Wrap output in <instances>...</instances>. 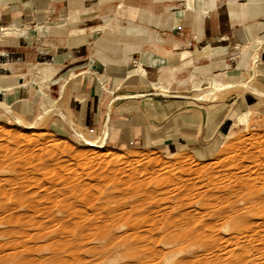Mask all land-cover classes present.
Here are the masks:
<instances>
[{
  "label": "crops",
  "instance_id": "crops-1",
  "mask_svg": "<svg viewBox=\"0 0 264 264\" xmlns=\"http://www.w3.org/2000/svg\"><path fill=\"white\" fill-rule=\"evenodd\" d=\"M252 77L264 84V0H0L2 117L49 110L56 131H74L66 116L113 146L199 150L230 124L224 107L154 84L213 94Z\"/></svg>",
  "mask_w": 264,
  "mask_h": 264
},
{
  "label": "rangeland",
  "instance_id": "rangeland-1",
  "mask_svg": "<svg viewBox=\"0 0 264 264\" xmlns=\"http://www.w3.org/2000/svg\"><path fill=\"white\" fill-rule=\"evenodd\" d=\"M31 68L28 70L29 74L27 73V77H35V79L41 80L40 76L34 74L37 68ZM42 70L46 73L47 69L46 67H42ZM154 88L155 92L164 93L158 95H164L167 98L180 96L190 102L189 104L192 106L197 104L200 106L214 107L216 104H221L224 107L222 114L223 116L230 117V124L224 127L221 134L209 141L208 147L199 150L198 147L183 148L170 152L157 148L138 149L110 145L107 143L108 129L103 133H88L83 130H78L66 116L63 117L64 120L73 127L74 131L72 133H68L66 130L56 131L50 126L49 121L52 113L49 110L46 114L43 113L32 120L22 119L10 111L9 114L11 117L6 118L0 116V188L4 185V181L10 177L13 180H21L24 176L28 175L32 176L34 174L38 176L36 183L34 182V185L32 183L29 187L21 189L17 184L9 182L10 184H8L10 186L5 183L7 187V189L5 187V190H7L8 194L1 193L0 189V264H212V262L214 264L216 258L223 259V261L220 259L221 263H226V258V261H228L232 256V261L235 257L236 260H239L236 255L241 256L240 252L246 255H242L245 259H242L243 263L241 261V264H253L255 261L263 262L262 260L264 258L262 257L264 255L261 252L257 251L256 253L254 251L253 255L250 254V246L254 241L250 244L248 241L241 240L240 243L242 245L240 244V246H242L243 251L240 249L238 253L236 252L238 247L236 248L234 243L232 245L226 241L228 236H225L236 234L238 228L241 231L244 228L245 230L250 228L248 229L250 233H253L254 230L256 234L259 232L258 236L261 235L263 237L264 234L262 235V233L264 232L262 231L264 229L262 227L264 225L261 224L262 222L264 224V200L262 201L263 206L260 203L252 211L250 209L242 213L246 217L244 222L248 224L245 227L244 222H240V224L239 221H230L227 224L224 222L225 225L221 226L223 229L219 231L221 232L219 233L221 238L219 236L218 238H214L217 241L216 243H214L215 241L212 237H201V239L196 236H188L182 239L175 238L171 237L172 235L169 236L167 233L170 231L175 232L177 228L171 226L172 223L176 222L175 219L177 220V218H184V214L189 209L195 217L191 227L198 226V223L203 222V220L198 216L197 204L195 207L193 205L191 207L189 204H183L181 202L182 197L178 194L179 191L177 192L176 188L172 190L174 187L171 188V182H167L165 179L166 175L175 176L184 174L189 177L187 182L194 181V186H191L194 189H190L189 191L191 192L187 189L185 192L187 191L186 193H189V195L198 192L199 196L205 189L203 183L205 179L204 181L201 179L208 176V174L220 171L226 166L232 167L233 164L237 163L234 158L238 160L244 159L248 165L254 164L253 167L250 165V172L253 171L252 173L255 174L264 173V84H262L258 77H252L242 84H231L227 87L217 89V92L213 94H201L208 91L210 93L213 92L214 90L211 88L206 91H198V93L194 94H169L164 91V87L160 89L154 85ZM237 96L240 99L232 105V102ZM246 110H251L248 124H238L237 116ZM41 145L46 149H50L51 154L46 155L41 153L39 155L40 153L36 148ZM245 147L249 151L244 152L246 151H243ZM32 148L38 152L35 153V150ZM251 149H256L257 152ZM33 151L34 154L31 153ZM238 152L243 154V159L238 158L240 155ZM248 152H250V157L252 154H256V156L251 159L248 157ZM27 154H31L32 162H35L34 164L39 165V167L36 172L23 175L19 169L23 167L21 166L23 159L25 160L29 157ZM38 155L39 157L41 156L40 161ZM247 157L251 161L256 160L257 158L255 159V157H258V159L252 164ZM230 160L234 161L231 163ZM256 165L260 168H256ZM192 171L194 172L192 173ZM41 173H44L43 175L47 174L43 176ZM255 174L252 175L255 176ZM105 175H109L110 177L105 179ZM190 175H192V178ZM163 176L165 177L163 178ZM133 182H143L142 192H139V194L135 192L129 193L127 185ZM25 183L30 184L27 180ZM99 184H104L101 190H99ZM258 184L261 185V183ZM116 188L118 190L121 188L119 190L121 192ZM202 189L203 191H201ZM27 190L31 195L26 197L21 196L20 191L27 192ZM145 190L156 191V193H153L154 195L152 197L147 198L143 202L145 203L144 205L140 204L139 201L135 202L136 200H140L139 195ZM101 191L115 193L113 195H116L117 198L114 202L105 203V199H102L104 195H101ZM57 194L58 196H56ZM262 194L264 196V191ZM73 195L74 198H72ZM91 195L92 197H90ZM86 196L92 199L91 204L84 203L83 199ZM55 197H58L57 199L65 197L68 200L65 203L67 207L62 205L63 207L65 206L63 208L62 206L56 205L55 202L54 204L51 203ZM131 204H134L138 210L132 207ZM179 204L182 205L179 206ZM106 205L107 207L109 206L107 209L105 207ZM70 206H72L71 209ZM130 207L132 211H129ZM256 208L259 213L257 210H254ZM260 208L262 209L261 216ZM110 209L112 210L111 213L109 212ZM194 209L196 211L192 212ZM124 211H128L129 214H123L124 216L121 220V213ZM165 211L170 212L169 215H166L168 213L163 215ZM67 213L68 215H66ZM157 213L158 215H156ZM79 214H81L80 217ZM150 214L154 216H150ZM115 215H118L116 217L117 219ZM159 216L163 220L158 219ZM258 216L263 219H258ZM151 218H157V222ZM129 219L134 223L138 220L136 222L138 225L131 229L129 225L132 223H130ZM204 219L208 222L214 221L210 217H205ZM103 220L112 224L114 220V226L110 227L114 233L111 230L113 234H108L111 236L109 237L107 235L110 238L108 239L107 237V240L102 237L105 229L100 223L103 224ZM150 220L154 221L155 224L152 221L150 223L147 222ZM128 223L129 225L127 227ZM253 223H256V225ZM123 224L126 227H123L125 226ZM153 224L154 226L152 227ZM156 224L159 226L157 225L155 227ZM163 226L164 228H162ZM168 226L173 227V230H170ZM255 227H257V230H255ZM225 228L228 230L226 231ZM251 228L253 229L252 231ZM123 237L124 239H122ZM223 237L226 243L228 242L227 244L231 245V251L233 252L234 250L237 254L233 253L232 255V253H228L231 254L228 255L226 251H223L227 250L228 247L230 248L225 241H222ZM101 238H103L102 241L100 240ZM125 244H127V247L124 246ZM211 244H215V246ZM258 244L261 243L256 242L255 245ZM211 248L216 249V251L211 250L213 251L211 252ZM246 252H249L248 255L250 257ZM257 255L263 256L258 258ZM198 256L199 258L201 257V260L198 259ZM254 256H257V260ZM247 258L248 261H246Z\"/></svg>",
  "mask_w": 264,
  "mask_h": 264
},
{
  "label": "bare ground",
  "instance_id": "bare-ground-1",
  "mask_svg": "<svg viewBox=\"0 0 264 264\" xmlns=\"http://www.w3.org/2000/svg\"><path fill=\"white\" fill-rule=\"evenodd\" d=\"M97 2V1H96ZM252 51V50H251ZM250 51V52H251ZM254 53V52H253ZM255 58H257V56H255ZM241 60V59H240ZM251 65V64H250ZM36 67V66H35ZM239 67H240V65H239ZM32 69V68H31ZM14 70V69H13ZM29 70H30V68H29ZM47 71V70H46ZM29 72V71H28ZM141 72H143V71H141ZM27 73V72H26ZM26 73H25V75H26ZM29 74V73H28ZM31 74V73H30ZM36 76H40V78H44L47 74L42 70V68H39L35 73H34ZM253 75V74H252ZM27 79V78H26ZM36 81V80H35ZM46 81V80H45ZM25 85V84H24ZM155 86H157V88H162L163 89V86L162 85H160V84H154ZM203 87H207L208 85L207 84H203L202 85ZM193 87V86H192ZM213 87H215L216 89H221V88H223V87H225V85H223V84H221V83H214V85H213ZM163 91V90H162ZM161 91V92H162ZM158 93V92H157ZM169 93V92H168ZM44 95V94H43ZM45 96V95H44ZM48 97V96H47ZM45 98H46V96H45ZM250 114H251V110H246L245 112H242V113H240L238 116H237V122H238V124H242V125H247L248 124V121H249V117H250ZM248 148H251V147H248ZM259 148V147H258ZM25 149V148H24ZM32 149H34V148H32ZM36 149H38V151H39V155H41V153H43V154H46V155H49V153L51 154V150L50 149H46L43 145H41V146H39L38 148H36ZM35 150V149H34ZM240 150V149H239ZM244 150H246V151H244ZM251 150H253V149H251ZM250 150V151H251ZM255 151H256V149H254ZM253 150V151H254ZM31 151V150H30ZM38 151H36L35 150V153L36 152H38ZM243 151L244 152H247V151H249V149L247 150L246 149V147H245V149L243 148ZM254 151V152H255ZM27 152V151H26ZM257 152V151H256ZM31 153H33L34 154V151L33 152H31ZM250 152H248V154H249ZM260 153V152H259ZM38 154V153H37ZM36 154V155H37ZM238 154H240L239 156H238V158L240 157V158H242L243 157V154H241V152L239 153L238 152ZM246 154V153H245ZM26 155V154H25ZM28 155V154H27ZM39 155H38V158H39V161H40V158H41V156L39 157ZM108 155V154H107ZM247 155V154H246ZM246 155H244V156H246ZM29 157H25L26 159L24 160L23 159V161H22V165L21 166H23V167H21L20 169H19V171H22V173H23V175H25V174H30V172H36L37 170H38V167H39V165L37 166V165H35L33 162H32V160H31V154L30 155H28ZM31 156V157H30ZM35 156V155H34ZM33 156V157H34ZM235 156V155H234ZM248 156V155H247ZM254 156H256V154H252V156L250 157V154H249V156L248 157H250L251 159L254 157ZM36 157V156H35ZM44 157V156H43ZM247 157V158H248ZM258 157H260V156H258ZM258 157H255V159L257 158L258 159ZM37 158V157H36ZM49 158V157H48ZM239 158V159H240ZM247 158H245V159H247ZM250 158H248L250 161H251V159ZM263 158V157H262ZM262 158H261V160H262ZM21 159V158H20ZM31 160V162H30V160ZM243 159V158H242ZM247 159V160H248ZM256 159V160H257ZM232 160V159H231ZM230 160V161H231ZM234 160L237 162V163H235V164H233L232 165V167L231 166H226V167H222L223 169H221L220 171H217V172H215V173H212V174H208V176H206V177H204L203 179H201V180H203L204 181V179H205V181L203 182L204 183V185H205V189H204V191H203V189L201 190V191H203L202 193H201V195H199L198 196V192L197 193H195L194 192V194H191V195H189V193H186L185 192V190H187L188 189V191L190 190V189H192L191 188V186H194V184H193V182H191V181H188L187 182V180H189V177H187V176H185L182 172V174L183 175H175V176H167L166 175V181L168 182H171V185H172V187L171 188H173L174 187V189H172V190H175V188L177 189V192H178V194H179V196L181 195V199H182V203L183 204H189V205H191V207H192V205L195 207V205L197 204V206H198V216L200 217V218H202V220H203V222H200V223H198V226H194V227H191V225L193 224V222H194V219H195V217L191 214V212H190V209H189V211L188 212H186L183 216H184V218L183 217H180L179 219L177 218V220L175 219V221L176 222H174V220H173V222L174 223H172V225L171 226H173V227H175V228H177V229H175V232L174 231H170L169 233H167L169 236H171V237H175V238H185V237H191V236H196L197 238H200L201 239V237H212L213 238V240H214V238H218V236L220 237V234L219 233H221V232H219L220 231V229H223L221 226L222 225H225V223L224 222H226V224L227 223H229L230 221H236V222H238L239 221V224H240V222H244V220H246V217L242 214L244 211H248V210H250L251 209V211H252V209L254 208V207H256V205H259L260 203H262V206H263V200H264V196H263V191H264V173L262 172V173H258V174H255V173H252L253 171H251L250 172V167L252 166L253 167V163L256 161V160H252L250 163H252L253 165H251L250 163V165H248L245 161H244V159L243 160H238L237 158L235 159L234 158ZM233 160V161H234ZM246 160V161H247ZM1 161V160H0ZM34 161V160H33ZM47 161V160H46ZM233 161H231V163L233 162ZM245 163H244V162ZM20 162V161H19ZM38 162V161H37ZM248 162V161H247ZM259 162H260V160H259ZM39 163V162H38ZM37 163V164H38ZM42 163V162H41ZM2 164V163H1ZM257 164H258V162H257ZM259 165V164H258ZM260 165H262L261 163H260ZM259 166H257L256 165V168H258ZM260 168V167H259ZM263 168V167H262ZM43 169V168H42ZM261 170V169H260ZM23 171H25V172H23ZM138 171V170H137ZM264 171V170H263ZM43 172V171H42ZM46 172V171H45ZM44 172V173H45ZM187 172V171H186ZM194 171H192V173H193ZM261 172V171H260ZM43 173V174H44ZM255 174V176L254 175H252V174ZM257 173V172H256ZM42 174V173H41ZM42 174V175H43ZM47 174V173H46ZM45 174V175H46ZM45 175H43V176H45ZM127 175V174H126ZM128 175H130V174H128ZM132 175V174H131ZM194 175V174H193ZM20 176V175H19ZM191 176V178H192V175H190ZM194 176H196V175H194ZM37 177L38 176H35L34 174L32 175V176H24L21 180L20 179H17V180H13L11 177V179L9 178V179H5L6 181H4L7 185H9L11 182H12V184H17L18 186H19V188H26V187H29L30 185H32V183H33V185H34V182L36 183V181H37ZM42 177V176H41ZM47 177V176H46ZM110 176L109 175H105L104 176V178L105 179H107V178H109ZM129 177V176H128ZM165 176H163V178H164ZM187 177V178H186ZM163 178H161V179H163ZM200 178H202V177H200ZM28 181L30 184H26L25 183V181ZM43 180V179H42ZM192 180V179H191ZM195 180H197V179H195ZM53 181V180H52ZM165 181V182H166ZM10 182V183H9ZM186 182H187V184H186ZM190 182V183H189ZM196 182V181H195ZM3 183V182H2ZM1 183V184H2ZM5 183H4V185H5ZM9 183V184H8ZM162 183H163V181H162ZM258 183H261V185L260 184H258ZM52 184V183H51ZM142 184H143V182L141 183V182H133V183H130L129 185H127L128 186V188L127 189H129L128 191H129V193H132V192H135V193H137V194H139V192H142V189H143V186H142ZM192 184V185H191ZM4 185H2L1 186V193H3V194H8V192H7V190H5V187H6V185L4 186ZM94 185H96V184H94ZM100 185V184H99ZM103 185L104 184H102V185H100L99 186V190H101L102 189V187H103ZM195 185H197V184H195ZM201 185V184H200ZM10 186V185H9ZM12 186V185H11ZM50 186V185H49ZM92 186V185H91ZM13 187V186H12ZM17 187V186H16ZM34 187V186H33ZM48 187V186H47ZM182 189H181V188ZM44 188V187H43ZM93 188H94V186H93ZM96 188V187H95ZM119 188V187H118ZM6 189H7V187H6ZM30 189V188H29ZM28 189V190H29ZM115 189V188H114ZM117 189V188H116ZM121 189V188H120ZM119 189V190H120ZM124 189V188H123ZM194 189V188H193ZM192 189V190H193ZM28 190H27V192H25V191H20V194H21V196H28V195H31V194H29L28 193ZM31 190V189H30ZM96 191H97V189H95ZM118 190V189H117ZM118 190V191H119ZM36 191V190H35ZM47 191H48V189H47ZM62 191V190H61ZM60 191V192H61ZM66 191H68V190H66ZM73 191V190H72ZM118 191H117V193H118ZM126 191V190H125ZM155 191V190H154ZM33 192V191H32ZM50 192V191H49ZM55 192V191H54ZM119 192H121V191H119ZM170 192H171V190H170ZM176 192V193H177ZM183 192H185V193H183ZM189 192H191V191H189ZM64 193V192H63ZM62 193V194H63ZM67 193V192H66ZM100 193H102L101 195L103 196L102 197V199H105V203H109V202H114L115 201V199L117 198V196L116 195H113V194H115V193H111V192H108V193H105V192H103V191H101ZM153 193H156V191L155 192H152V190H145V191H143V193L141 194V195H139L140 196V200H136L135 202H138L139 201V203L140 204H145V203H143V202H145L146 200H147V198H150V197H152L154 194ZM53 194H55V193H53ZM65 194V193H64ZM92 194V193H91ZM120 194V193H119ZM89 195V194H88ZM175 195V194H174ZM56 196H58V194L56 195ZM178 196V195H177ZM87 197V198H86ZM86 197H84V203L85 204H87V203H90L91 204V201H92V199L90 198V197H92V195L90 196V197H88V196H86ZM58 197H55L54 199H52V201H51V203H53L54 204V202H55V204L56 205H58V206H62V205H65L66 207H67V205L65 204V203H67L68 202V200L65 198H60V199H57ZM72 198H74V195L72 196ZM76 198V197H75ZM49 200H51V199H49ZM141 201V202H140ZM87 202V203H86ZM103 202V203H104ZM138 203V204H139ZM134 204H137V203H134ZM134 204L132 205V207H135L134 206ZM76 205V204H75ZM103 205V204H102ZM110 205V204H109ZM180 205H182V204H179V206ZM65 206L63 207V208H65ZM111 206V205H110ZM117 206V205H116ZM115 206V207H116ZM119 206V205H118ZM137 206V205H136ZM178 206V207H179ZM106 207V209L109 207H107V205L105 206ZM176 207V206H175ZM177 207V208H178ZM61 208V207H60ZM72 208V206H70V209ZM136 209H137V207H135ZM259 208V207H258ZM105 209V210H106ZM114 209V208H113ZM132 209H134V208H132ZM176 209V208H175ZM63 210V209H62ZM67 210V209H66ZM75 210V209H74ZM127 210H129V209H127ZM138 210V209H137ZM254 210H257V208L256 209H254ZM253 210V211H254ZM260 216H261V213H262V209L260 208ZM69 211V210H68ZM77 211V210H76ZM111 209H110V213H111ZM116 211V210H115ZM129 211H132L131 210V207H130V210ZM164 211V210H163ZM169 211V210H168ZM194 211H196V209H194L192 212H194ZM63 212V211H62ZM70 212V211H69ZM107 212V211H106ZM184 212H185V210H184ZM257 212L259 213V211L257 210ZM75 213V212H74ZM82 213V212H81ZM93 213V212H92ZM91 213V214H92ZM98 213V212H97ZM113 213H114V211H113ZM116 214H117V211L115 212ZM119 213V212H118ZM129 214V212L128 211H124L123 213H121V220L123 219V214ZM162 213V212H161ZM166 213H168V212H163V215H165ZM170 213V212H169ZM169 213L168 214H166V215H169ZM197 213V212H196ZM73 214V213H72ZM76 214H78V213H76ZM100 214V213H99ZM108 214V213H107ZM253 214V213H252ZM254 214H256V213H254ZM264 214V213H263ZM66 215H68V213L66 214ZM80 215L81 214H79V217H80ZM86 215V214H85ZM84 215V216H85ZM94 215V214H93ZM92 215V216H93ZM111 215V214H110ZM153 215V214H152ZM151 214H150V216H152ZM156 215H158V213L156 214ZM180 215V214H179ZM251 215V214H250ZM256 215H258V214H256ZM83 216V217H84ZM111 216H113V215H111ZM110 216V217H111ZM119 216V217H120ZM136 215H134V217H135ZM146 216V215H145ZM150 216H148L149 218H150ZM154 216V215H153ZM181 216H182V214H181ZM248 216V215H247ZM255 216V215H254ZM69 217V216H68ZM89 217V216H88ZM87 217V218H88ZM116 217H118V215L116 216L115 215V218ZM147 217V219L149 220V218ZM158 217V216H157ZM162 217V216H161ZM167 217V216H166ZM198 217V218H199ZM205 217H210V218H212L214 221H205ZM252 217V216H251ZM85 218V217H84ZM90 218V217H89ZM135 218H137V217H135ZM182 218V219H181ZM255 218H256V216H255ZM260 217L258 216V219H259ZM102 219V218H101ZM110 219V218H109ZM113 219H114V217H113ZM117 219V218H116ZM120 219V218H119ZM118 219V220H119ZM124 219H125V217H124ZM142 219V218H141ZM151 219H154V218H151ZM158 219H160V216H159V218ZM162 219V218H161ZM160 219V220H161ZM261 219V218H260ZM263 219V218H262ZM261 219V220H262ZM95 220V219H94ZM98 220V219H97ZM120 220V221H121ZM155 221L157 220V218L156 219H154ZM163 220V219H162ZM167 220V219H166ZM201 220V221H202ZM254 220V219H253ZM253 220H251V221H253ZM110 221V220H109ZM129 221H130V219H129ZM152 220H150V221H147V222H151ZM169 221H171V220H169ZM250 221V220H249ZM263 221H264V219H263ZM93 222V221H92ZM126 222H127V220H126ZM126 222L124 221V223L126 224ZM136 222H138V220L136 221ZM134 223V222H131L130 221V223H132L131 225H129V223L127 224V227H128V225H129V227H131V229H133V228H135L138 224L137 223ZM140 222V221H139ZM154 221H152V223H153ZM157 222V221H156ZM164 222H165V220H164ZM258 222V221H257ZM141 223V222H140ZM167 223V222H166ZM246 223V224H245ZM249 223H251V222H249ZM260 223V222H259ZM101 224V226L102 227H104V235L102 234V237H104V238H106L105 240H107V237L109 236L108 234H111L112 233V228H110V227H113L114 226V220H113V224L112 223H110V222H108V221H104L103 220V224L102 223H100ZM125 224H123V225H125ZM154 224H155V222H154ZM154 224L152 225V227L154 226ZM161 224H162V222H161ZM244 224V227L246 226V225H248L247 224V222H244L243 223ZM242 224V225H243ZM254 224V223H253ZM158 224H156L155 225V227L157 226ZM168 225H170V224H168ZM254 225H256V223L254 224ZM261 225H264L263 224V222H262V224ZM98 226V225H97ZM159 226V225H158ZM171 226H168L169 228H170V230L173 228V227H171ZM123 227H126V225L125 226H123ZM133 227V228H132ZM151 227V226H150ZM149 227V228H150ZM155 227H154V229H155ZM228 227V226H227ZM259 227V226H258ZM260 227H262V226H260ZM139 228V227H138ZM162 228H164V226L162 227ZM247 228V227H246ZM254 228V227H253ZM263 229H264V227H262ZM261 228V229H262ZM153 229V230H154ZM167 229V228H166ZM242 229H243V227H242ZM248 229H250V228H247L246 230H245V228H244V230L243 231H241V229H239L238 228V230H236V234H232L231 236L230 235H226L225 237H227V239H226V241H228L229 243H234L235 245H236V248H237V251L236 252H238L239 253V251H240V249L243 251V249L241 248L242 246H240V242H241V240H244L245 242L246 241H248V242H250V244H251V242L252 241H254V242H252L253 244H251V246H250V250H251V252H250V250H248L249 252H250V254H252L253 255V252L255 251L256 253H257V251L258 252H261V254H263L264 255V246L262 247V245H263V243H264V236L263 237H261V235L260 236H258V233L256 234V231H254L252 228H251V231L253 230V233H250L249 232V230ZM112 230V231H111ZM148 230V229H147ZM173 230V229H172ZM225 230L227 231L228 229H226L225 228ZM255 230H257V227H255ZM261 231V230H260ZM255 232V233H254ZM262 232H264V231H262ZM113 233H114V231H113ZM112 233V234H113ZM133 233V232H132ZM234 233V232H233ZM123 234V233H122ZM122 234H120V235H122ZM128 234V233H127ZM130 234V233H129ZM264 233H262V235H263ZM108 235V236H107ZM223 235V234H222ZM100 236H101V234H100ZM111 236V235H110ZM109 236V237H110ZM224 236V235H223ZM108 237V239H110ZM119 237V236H118ZM126 237V236H125ZM170 237V238H171ZM196 237H193V238H196ZM121 238V237H120ZM221 238V237H220ZM219 238V239H220ZM224 238V237H223ZM222 238V241L224 242L225 241V238L223 239ZM102 239L103 238H101L100 240L102 241ZM122 239H124V237L122 238ZM128 239V238H127ZM125 240H126V238H125ZM125 240H124V242H125ZM199 240V239H198ZM212 240V241H213ZM121 241H123V240H121ZM215 241V240H214ZM213 241V242H214ZM221 241V242H222ZM226 241H225V243H226ZM258 243H261V244H258V245H255L256 244V242ZM262 241H263V243H262ZM217 241H215L214 243H216ZM220 242V243H221ZM227 242V243H228ZM219 243V244H220ZM226 243V244H227ZM242 243H243V241H242ZM224 244V243H223ZM127 244H125L124 246L125 247H127L126 246ZM212 246H215V244L213 245V244H211ZM210 245V246H211ZM221 245H222V243H221ZM220 245V246H221ZM228 245V244H227ZM227 245H225V246H227ZM233 245V244H232ZM242 245V244H241ZM217 246H218V243H217ZM228 246H230V248L228 247ZM227 247H228V249L227 250H223V251H226L227 252V254L228 253H232V255H233V253H235V254H237L233 249V252L231 251V245H228ZM246 246H247V243H246ZM261 246V247H260ZM131 247V246H130ZM235 247V246H234ZM249 247V246H248ZM247 247V248H248ZM215 248V247H214ZM214 248H211L210 249V251L211 250H215L216 251V249H214ZM222 248V247H221ZM220 248V249H221ZM236 248H234V249H236ZM226 249V248H225ZM245 249V248H244ZM229 250V251H228ZM211 252H213V251H211ZM210 252V253H211ZM249 252H246V254L248 255V253ZM263 252V253H262ZM243 252H240V254H241V256H238V255H236L238 258H239V260H236V257H235V259L233 258V261L231 260L232 259V257L230 258V260H228V261H226L227 260V258H226V260H225V262L226 263H221V261H223V259H221V261H220V259L218 258H216L215 259V263L214 264H241V261H242V259L244 258L242 255H244V254H242ZM224 254V253H223ZM234 254V255H235ZM239 254V255H240ZM258 254H260V253H258ZM228 255H231V254H228ZM227 255V257H229ZM251 255V256H252ZM255 255V254H254ZM263 255H260L261 257L263 256ZM200 256V255H199ZM199 256H198V259L199 260H201V257L199 258ZM244 256H246V255H244ZM249 256V255H248ZM258 256V255H257ZM257 256H254V257H256L255 259L257 260ZM260 256H258V258H260ZM217 257V256H216ZM220 257V256H219ZM250 257V256H249ZM253 257V256H252ZM237 258V259H238ZM262 258H264V257H262ZM245 259V258H244ZM243 259V260H244ZM253 259V258H252ZM198 260V261H199ZM246 261H248V258L246 259ZM252 261V260H251ZM263 262H259V261H255L254 263H256V264H264V260H262ZM193 262V261H192ZM199 262H201V261H199ZM245 262V261H244ZM250 262V261H249ZM258 262V263H257ZM194 263V262H193ZM242 263H243V261H242ZM246 263H248V262H246ZM253 263V264H254ZM180 264V263H179ZM183 264V263H182ZM210 264V263H209ZM212 264H213V262H212Z\"/></svg>",
  "mask_w": 264,
  "mask_h": 264
}]
</instances>
